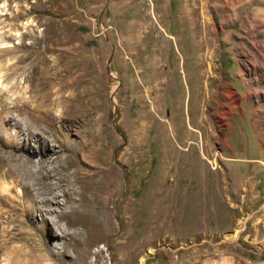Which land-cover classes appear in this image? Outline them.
<instances>
[{"label":"rangeland","instance_id":"1","mask_svg":"<svg viewBox=\"0 0 264 264\" xmlns=\"http://www.w3.org/2000/svg\"><path fill=\"white\" fill-rule=\"evenodd\" d=\"M0 6V264H264V0ZM9 155L108 169L106 209L25 216Z\"/></svg>","mask_w":264,"mask_h":264},{"label":"bare ground","instance_id":"2","mask_svg":"<svg viewBox=\"0 0 264 264\" xmlns=\"http://www.w3.org/2000/svg\"><path fill=\"white\" fill-rule=\"evenodd\" d=\"M3 9V6H0V10ZM3 47V46H2ZM80 82H72L70 87H78ZM76 90V89H75ZM47 99V98H46ZM36 113V112H35ZM34 113V114H35ZM32 114V113H31ZM38 115V114H37ZM34 116V115H33ZM10 147V146H9ZM3 147H0V153L3 152ZM84 153L82 155V159L89 160V158H93L92 149L90 146H85ZM48 150V149H47ZM7 152V151H5ZM6 154V153H5ZM5 157V156H4ZM3 160L5 161V165L7 166V170L4 171V174L8 176H13L16 184L21 187L20 190H17L16 193L18 196H22L23 198H33L34 205L27 206L25 209L27 210V214L25 216L30 217L31 214L35 211L40 212L38 209V205L43 204H56L59 197V192L65 193L68 196V211H62L61 216L64 218H68L70 220L71 226H75L78 222L90 217L92 214L87 207L89 204L100 202L102 204L100 207L104 211L107 207L108 203V193L102 191L99 188V181L97 176L99 174L108 175V169L106 168H96L94 172L84 171L80 167H78L75 160L63 161L65 174L58 173L56 171H46L42 170V168L34 169V165H30L28 163L22 162L20 164L14 165V158L12 155L5 157ZM2 158V157H1ZM2 160V159H1ZM0 160V162H1ZM72 169L71 171H67ZM44 169V168H43ZM3 174V172H2ZM1 174V175H2ZM106 175V176H107ZM4 176V175H3ZM9 178V177H8ZM55 181V182H54ZM13 182V181H12ZM15 184V185H16ZM9 186V185H7ZM6 185L0 183V193L7 191L8 188ZM10 190V189H9ZM59 193V194H58ZM47 195H51V198H48ZM47 196V197H46ZM57 199V200H56ZM264 209V206H263ZM3 212L0 209V215ZM30 214V215H29ZM238 231H236L237 233ZM63 234H66L65 231H62ZM236 233L229 236L230 240H234ZM77 234H72V236H76ZM74 240V238H72ZM97 244L96 238L86 239L85 240V248L82 253L83 259L76 262V264H89L87 262L88 257L91 255L90 248ZM99 252L95 254V256H99Z\"/></svg>","mask_w":264,"mask_h":264},{"label":"built area","instance_id":"3","mask_svg":"<svg viewBox=\"0 0 264 264\" xmlns=\"http://www.w3.org/2000/svg\"><path fill=\"white\" fill-rule=\"evenodd\" d=\"M259 229H260L262 240L264 242V220L261 223H259Z\"/></svg>","mask_w":264,"mask_h":264},{"label":"crops","instance_id":"4","mask_svg":"<svg viewBox=\"0 0 264 264\" xmlns=\"http://www.w3.org/2000/svg\"><path fill=\"white\" fill-rule=\"evenodd\" d=\"M248 1H255V0H248ZM257 11H259V10H257Z\"/></svg>","mask_w":264,"mask_h":264}]
</instances>
